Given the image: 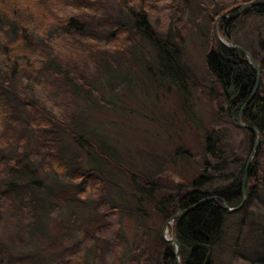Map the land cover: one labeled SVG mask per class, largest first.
I'll use <instances>...</instances> for the list:
<instances>
[{"label":"trees","instance_id":"1","mask_svg":"<svg viewBox=\"0 0 264 264\" xmlns=\"http://www.w3.org/2000/svg\"><path fill=\"white\" fill-rule=\"evenodd\" d=\"M254 1L264 2L218 0L205 6L202 0H0V166L5 169L0 170V181L6 178V171L28 174L24 160L19 158L25 152L22 148L31 140L43 154L44 169L64 180L61 182L81 183L82 189L75 193L76 197L87 190L94 198L101 195L104 191L101 171L88 164L80 166L74 157L65 156L56 128L64 130L86 156L90 149L94 152L98 149L103 150V154H98L105 157L107 146L104 147L102 140L99 148L94 146V140L101 136L94 124H88L85 110L88 112L87 107L114 110V104H118L116 93L122 88L129 92L130 75L136 74L127 71L136 68L150 79L158 75L167 80L181 96V107L187 116L192 110L185 102V82L206 93V98L212 99V118L204 125L193 124L202 135L204 157L196 178L189 183H168L167 194L163 195L153 179L131 173L129 176L135 182L130 180V186L142 199L130 193L138 199L135 202L139 206L133 209L126 203L130 211L143 217L140 208L148 203L164 222L201 199L214 197L167 227V233L179 247L178 264H212L213 248L228 229L222 203L235 207L241 202L240 182L255 140V133L236 125L239 114L243 125L257 129L259 143L245 172V199L231 215H243L234 223L239 233L251 221L254 228H264V5L246 7L229 20L219 18L231 16L243 4ZM191 5L202 8L201 12L211 23V35L204 43L208 87H203L183 57L185 30L181 24L191 12ZM165 12L171 20L164 32L155 24L160 13ZM213 23L220 37L246 51L259 67L258 84L247 104L255 83L253 66L238 50L217 41ZM101 85L110 93L103 105L92 96L98 93L95 87ZM38 88L53 97L59 107L56 110L59 119L41 107ZM78 99L82 109L77 106ZM89 160L97 163L92 158ZM2 163H15V168ZM27 183L38 190H50L35 181ZM6 191L9 195L4 194ZM12 192L7 187L0 192V214L7 224L0 228L2 235L7 229H17L21 235L20 231L28 232L29 227L34 230L42 223L32 224L22 213L27 204L25 197H29L26 190L18 201ZM255 204L262 206L259 208L263 214L259 218L251 214ZM108 205V211H117L115 203ZM97 212L107 219L103 211ZM156 244L160 249L152 258L146 247L143 250L147 254L141 252L146 257L145 264H176L173 244L164 242L159 235ZM228 247V252L234 253L237 241L233 239ZM5 251L0 264H10L13 260L14 264H40L29 256V251L13 259ZM72 262L65 264H83V259L75 256Z\"/></svg>","mask_w":264,"mask_h":264},{"label":"rangeland","instance_id":"2","mask_svg":"<svg viewBox=\"0 0 264 264\" xmlns=\"http://www.w3.org/2000/svg\"><path fill=\"white\" fill-rule=\"evenodd\" d=\"M202 1L206 6L208 2L218 0ZM201 9L191 5V12L181 24L185 30L182 49L188 67L203 87H208L204 43L211 35V23ZM167 18V12L164 15L160 13L158 24L153 19L151 22L165 32L171 20ZM212 25L215 27L214 23ZM135 69L127 71L136 74L130 75L132 80L129 92L122 88L124 91L119 89L116 93L118 104H114V110H92L89 107L88 112L85 110L88 124H94L97 134L101 136L94 140V146L99 148L100 140L104 141V147L107 146L105 157L98 154H103V150L98 149L95 152L90 149L89 156H86L84 151H79L73 145L64 130L56 128L61 140L59 146L65 156L74 157L80 166L88 164L101 171L103 193L94 198L87 190L85 194L76 197L75 193L82 189L81 183L61 182L64 180L44 169L43 154L29 140L30 144L22 148L25 152L19 158L24 160L28 174L6 171V178L0 181V192L7 187L16 193L14 196L18 201L26 190L29 197H25L27 204L22 213L26 214V219L32 221V224L42 223L34 230L29 227L28 232L20 231L21 235L17 229L3 230L4 234H0V257L5 250L11 259L29 251V256L40 264L73 263L75 256L82 257L83 264H145L146 257L141 256V252H146L143 249L146 247L152 252L149 253L151 258L160 249L156 242L163 222L154 213L155 210L148 203L143 204L140 208L142 217L141 213L130 211L126 204L136 209L139 206L135 196L142 199L130 186L129 181L133 179L129 174L145 175L147 180L153 179L163 195L167 194L168 183H189L195 179L201 171L204 157L202 135L193 124L204 125L211 120L212 99L206 98V93L191 87L186 81L185 102L192 110V114L187 116L182 110L180 95L166 83L167 80L158 75L150 79V76ZM95 89L98 96H92L103 105L110 93L103 85ZM36 92L41 107L59 119L56 112L59 107L53 97L40 88ZM76 103L80 109L83 108L79 99ZM17 149L20 151L19 147ZM106 154H110L109 157ZM90 158L97 160V163L92 164ZM1 165L15 168V163ZM0 170L5 171L2 166ZM28 181H35L50 190H38L30 186ZM130 193L135 196H130ZM4 194L9 195L7 191ZM110 202L117 206L114 213L108 211ZM259 207L262 206L255 204L251 212L253 218L263 214ZM97 211H103L107 219ZM231 214L227 213L228 217L225 215L228 229L213 248L212 264H264V228H254L253 221L248 219L249 226H243L239 233L234 223L240 221L243 215ZM1 216L0 228L7 225ZM167 236L171 235L167 233ZM233 239L237 241L234 253L228 252ZM123 252L125 256L121 255ZM14 263L13 260L10 264Z\"/></svg>","mask_w":264,"mask_h":264},{"label":"water","instance_id":"3","mask_svg":"<svg viewBox=\"0 0 264 264\" xmlns=\"http://www.w3.org/2000/svg\"><path fill=\"white\" fill-rule=\"evenodd\" d=\"M257 5H264V2L263 1H254V2H249V3H246L244 5H242L241 7H239L236 11L235 14L231 15V16H221L219 18H225L227 20L229 19H232V18H235L238 16V14L246 7H251V6H257ZM218 18V19H219ZM217 23V20L215 21V24ZM214 36L215 38L217 39V41L219 43H221L223 46L229 48V49H236L238 50L246 59L247 61L253 66V69H254V72H255V83H254V87L252 89V92H251V95L249 97V99L245 102V104H247V102L250 100V98L253 96L255 90H256V87H257V84H258V80H259V67L254 63V61L251 59L250 55L244 51L242 48H240L239 46L235 45L234 43H232L230 40L226 39V38H220V36L218 35L217 33V30L216 28L214 27ZM230 91V89H229ZM244 104V105H245ZM243 105V106H244ZM243 106L240 108L239 110V113L241 112ZM228 109V108H227ZM230 118L232 119L233 118V113L230 114ZM236 125L240 128H243V129H246L250 132H253L255 133V140H254V143H253V146H252V149L250 151V154H249V157L247 158V161L245 163V167L243 169V174H242V178H241V182H240V197H241V202L239 203V205L235 206V207H228L224 202L222 203L223 204V209L226 213H232L236 210H238L241 205L243 204V201L245 199V193H244V181H245V172H246V169H247V166L251 160V158L255 155V152H256V149H257V146H258V143H259V135H258V132H257V129L254 128V127H248V126H245L243 125L241 122H240V117H239V114L236 116ZM212 199H215L214 197L213 198H205V199H201L199 202H197L193 207H190L188 209H184V210H181V211H178L176 212L175 214L171 215L169 218H167L163 224H162V227H161V230H160V237L161 239L166 242V243H170V244H173L174 246V258H175V262L176 264H178V251H179V247H178V244L175 240L174 237L172 236H167V227L169 225H171V223L178 217H181L183 215H185L188 211L192 210V208L202 204L203 202L205 201H208V200H212ZM208 259V256L206 258V260Z\"/></svg>","mask_w":264,"mask_h":264},{"label":"bare ground","instance_id":"4","mask_svg":"<svg viewBox=\"0 0 264 264\" xmlns=\"http://www.w3.org/2000/svg\"><path fill=\"white\" fill-rule=\"evenodd\" d=\"M221 38V37H220ZM222 39V38H221Z\"/></svg>","mask_w":264,"mask_h":264}]
</instances>
